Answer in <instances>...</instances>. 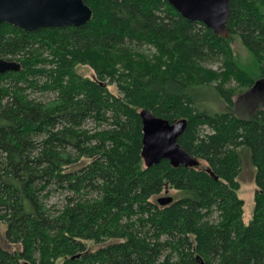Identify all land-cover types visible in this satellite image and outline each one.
<instances>
[{"label": "trees", "instance_id": "1", "mask_svg": "<svg viewBox=\"0 0 264 264\" xmlns=\"http://www.w3.org/2000/svg\"><path fill=\"white\" fill-rule=\"evenodd\" d=\"M84 2L80 27L0 25V58L22 65L0 74V264H264V0H232L227 39L167 0ZM145 109L188 121L198 167L145 166Z\"/></svg>", "mask_w": 264, "mask_h": 264}, {"label": "water", "instance_id": "2", "mask_svg": "<svg viewBox=\"0 0 264 264\" xmlns=\"http://www.w3.org/2000/svg\"><path fill=\"white\" fill-rule=\"evenodd\" d=\"M185 19L204 24L223 39L230 35L227 27L232 0H167ZM93 10L84 0H0V25L7 24L25 32L45 29L80 27L93 20ZM20 62L0 58V74L19 72ZM264 88V80L256 83L255 89ZM143 125L142 156L147 168L168 161L173 167L195 168L199 160L190 155L178 143L186 131L188 121L173 123L157 117L149 110L140 113ZM174 197H160L157 203L167 206ZM203 264V263H201Z\"/></svg>", "mask_w": 264, "mask_h": 264}, {"label": "rangeland", "instance_id": "3", "mask_svg": "<svg viewBox=\"0 0 264 264\" xmlns=\"http://www.w3.org/2000/svg\"><path fill=\"white\" fill-rule=\"evenodd\" d=\"M233 47L236 52L237 59L241 64H247L250 61V56L247 50L242 46L240 41L234 40ZM78 73L85 76V77H93V73L91 69L88 67H79L77 69ZM237 94L235 95L234 99L235 101H239V98L241 96V92L237 88H235ZM241 93V94H240ZM37 98L40 100L46 101L48 98H50L49 95H36ZM264 97V96H262ZM255 174L256 170L254 166L252 165L250 161V157L247 153L243 154V165L240 173V183H241V189L239 190V197L244 201V216L243 221L245 224H249L253 218L254 213V207H255V192L257 189L256 183H255ZM167 196H175V192L171 191L169 193L163 194L160 197H167ZM159 197V198H160Z\"/></svg>", "mask_w": 264, "mask_h": 264}, {"label": "flooded vegetation", "instance_id": "4", "mask_svg": "<svg viewBox=\"0 0 264 264\" xmlns=\"http://www.w3.org/2000/svg\"><path fill=\"white\" fill-rule=\"evenodd\" d=\"M167 195V194H166Z\"/></svg>", "mask_w": 264, "mask_h": 264}]
</instances>
